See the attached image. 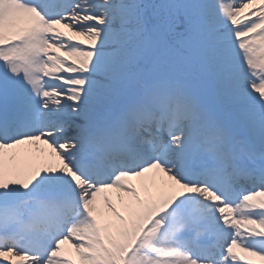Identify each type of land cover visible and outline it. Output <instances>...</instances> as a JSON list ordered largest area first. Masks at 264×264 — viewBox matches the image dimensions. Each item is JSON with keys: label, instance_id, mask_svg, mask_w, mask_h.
<instances>
[{"label": "snow or ice", "instance_id": "6c2138e0", "mask_svg": "<svg viewBox=\"0 0 264 264\" xmlns=\"http://www.w3.org/2000/svg\"><path fill=\"white\" fill-rule=\"evenodd\" d=\"M0 264H264V0H0Z\"/></svg>", "mask_w": 264, "mask_h": 264}]
</instances>
